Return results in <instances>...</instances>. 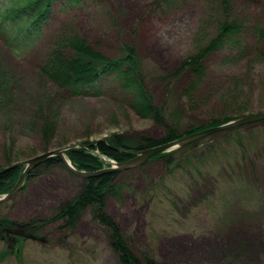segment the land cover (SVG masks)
<instances>
[{"label":"rangeland","instance_id":"rangeland-1","mask_svg":"<svg viewBox=\"0 0 264 264\" xmlns=\"http://www.w3.org/2000/svg\"><path fill=\"white\" fill-rule=\"evenodd\" d=\"M1 2L0 75L12 95L0 110V167L7 154L24 162L115 134L163 137L126 104L132 94L127 75L102 79L99 97L75 100L41 76L49 50L70 35L88 52L110 58L120 43L135 47L144 92L183 124L204 125L222 112L231 120L264 114V60L255 54L264 56V0H56L37 39L20 55L7 45L21 39V24L11 28L2 17L25 0ZM225 20L235 21L240 32L209 50ZM74 48H67V58L80 49ZM196 56L200 71L174 73ZM47 116L55 125L46 137L41 123ZM220 132L200 147L117 172L116 193L105 198L103 213L141 264H264V121L242 125L231 137ZM84 180L61 163L41 170L0 204V219L17 225L48 220L78 195ZM58 225L44 228L43 238L29 232L37 240L7 239L2 232L0 264H121L111 230L95 210H84L70 231L58 232Z\"/></svg>","mask_w":264,"mask_h":264},{"label":"trees","instance_id":"trees-1","mask_svg":"<svg viewBox=\"0 0 264 264\" xmlns=\"http://www.w3.org/2000/svg\"><path fill=\"white\" fill-rule=\"evenodd\" d=\"M18 1L20 0H10L9 4L14 5ZM54 1L56 0H25L23 6L11 8V11L3 13V21L6 23L10 22L11 28L12 26L21 24L19 32L21 31L24 35L21 43H8L7 48L12 53L20 55L29 44L36 40L35 38L38 36L42 25L48 20L49 9ZM70 1L77 3L78 0ZM4 27L5 25L1 26L0 24V31ZM233 31L234 33L240 32L237 23L233 20H225L220 25L219 32L213 39V44H209L208 49H215ZM58 36L54 40H57ZM54 44V48L51 51L49 50L40 67L42 72L40 74L45 78H49L67 99L75 100L77 97H99L102 95V88L97 83L102 77L116 78L119 74L127 75L130 86L126 87V91L128 92V89H130L132 94L126 101V104L138 109L140 113L163 131V137L160 140L152 139L144 133L138 134L134 138L115 134L105 140L79 144L65 153L66 158L70 160V163L78 171H101L104 169L102 163L106 166L105 168H108L110 166L108 161L110 160L115 161L117 164L122 163L133 158L139 151L150 149L177 140L188 134L220 126L234 120H231L225 112H222L219 115L217 114L216 118H211L204 125L192 126L188 123L183 124L181 117L174 115V112L169 111L164 105H155L144 92L142 82L139 80V61L136 56V49L135 47L126 45V43H120L117 48V54L112 58L101 55L98 52H88L87 44L74 35H70L68 38L66 36L64 40ZM70 47H75L74 50L77 47H80V49L72 51V56L67 58L65 51ZM203 54L204 50L201 51L200 55ZM255 54L256 56H261L262 60H264V56L258 54V52H255ZM201 68L202 61L196 56L183 60L174 73L180 74L187 71L196 74ZM191 87L192 84H189L187 88L191 90ZM188 92H186L187 95H189ZM11 95L3 76L0 75V110L10 102ZM234 104L235 100H231L229 106H233ZM41 124L43 125L41 129H44L41 136L47 137L52 132L55 124H53L52 118H49V116L44 118ZM237 129L238 127L223 130L219 134L224 133L231 137L236 134ZM207 138H202L198 142L196 141L177 148L173 150L174 152L170 151L156 157H168L172 152V154H175L179 151L192 150L194 146L200 147L201 143ZM8 150L11 151V149ZM16 158H12L7 154L4 158L5 165L4 167H0V172L19 163L18 159L13 160ZM98 159L102 160V162H99ZM59 163L61 162L58 158H49L35 168L31 172V176L39 174L41 170L46 171ZM23 169V167L18 166L0 173V197L7 194L14 187ZM118 175L119 173L117 172H111L85 179L78 195L73 200L62 205L54 217L48 220H32L28 223L29 227H32L35 235L43 234V229L53 224H59L57 227L58 232L70 231L75 227L81 213L90 208L95 210L97 220L111 230V248L116 256L119 257L121 264H141L131 256L127 247L121 241L116 225L103 213L105 198L116 193L114 183ZM23 188L24 186H22ZM11 224L13 222L6 221L4 218L0 219V234L2 233V227L10 226Z\"/></svg>","mask_w":264,"mask_h":264},{"label":"water","instance_id":"water-1","mask_svg":"<svg viewBox=\"0 0 264 264\" xmlns=\"http://www.w3.org/2000/svg\"><path fill=\"white\" fill-rule=\"evenodd\" d=\"M259 121H264V114H256L253 116H244V117L236 118L220 126H216L213 128H208L202 131L191 133L186 136L180 137L177 140L167 142L165 144H161L159 146H156L150 149L139 151L133 158L129 159L128 161L118 163V164H113L112 167L104 168L101 171H96V172L78 171L71 165V163L66 158L65 153L67 150L74 148V146H68L65 148H59L53 151H49L42 155L28 159L24 162L14 164L0 172V173H3L5 171H8L18 166H21L24 168L20 177L15 183L14 187L7 194L0 197V204H3L7 202L8 200H10L11 198H13L21 190L24 182L30 177L31 172L49 158H55V157L58 158L61 164L65 167V169L69 171L72 175L83 178V179H88L92 177H97L104 173L123 172L126 170L138 168L155 156L173 151L180 147H184L188 144L201 140L202 138H205L208 135H211L213 133H217L219 131L232 129V128L240 127L242 125L259 122ZM109 164H111V162H109ZM24 226L25 225H18L19 228H24ZM13 232L16 233V231H13ZM24 237L31 239V240H37V238L33 235L26 234ZM39 241H43V240H39Z\"/></svg>","mask_w":264,"mask_h":264},{"label":"flooded vegetation","instance_id":"flooded-vegetation-1","mask_svg":"<svg viewBox=\"0 0 264 264\" xmlns=\"http://www.w3.org/2000/svg\"><path fill=\"white\" fill-rule=\"evenodd\" d=\"M25 225V224H24ZM13 231H16L14 233ZM1 232H4L5 235L9 239L13 238H25L24 236L27 235H32L30 233H33L32 227H29V225H25L24 228H19L17 224H11L10 226H5L2 227ZM30 232V233H29ZM34 236V235H33ZM38 238H43L42 236L36 235ZM14 241V240H13ZM44 241V240H43Z\"/></svg>","mask_w":264,"mask_h":264}]
</instances>
